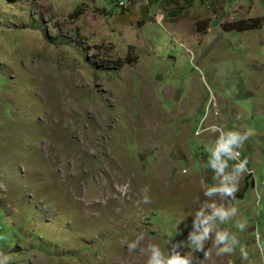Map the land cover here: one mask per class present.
Wrapping results in <instances>:
<instances>
[{"label":"rangeland","instance_id":"374dc122","mask_svg":"<svg viewBox=\"0 0 264 264\" xmlns=\"http://www.w3.org/2000/svg\"><path fill=\"white\" fill-rule=\"evenodd\" d=\"M213 125L251 130L232 202L246 228L218 225L248 260L210 234L192 264H264V0H0V251L143 264L147 243H186Z\"/></svg>","mask_w":264,"mask_h":264},{"label":"clouds","instance_id":"9594fccd","mask_svg":"<svg viewBox=\"0 0 264 264\" xmlns=\"http://www.w3.org/2000/svg\"><path fill=\"white\" fill-rule=\"evenodd\" d=\"M239 119V116H236ZM207 131L208 129H204ZM212 130L217 133L214 139L204 146L207 153L206 165L212 171V180L214 183L205 184L200 181V188L207 200H193L195 205L191 216V226L184 241L170 243L166 248H161L156 243H147L143 249L145 259L143 264H192L193 251L199 252L204 249L205 241L211 234V247L215 249L216 255L231 256L234 250L238 251L241 261L248 260V251L246 246L237 238L235 233L229 232L226 228L218 225L232 221V226L237 232H243L246 228V221L237 217V207L233 205L236 193L239 191V182L244 174L250 173L251 169L247 167L248 159L240 158V149L244 142L251 135L248 128L227 127L224 125L212 126ZM200 129L196 130V135L200 134ZM229 161H232L231 165ZM219 197V202L213 197ZM142 203H148L147 187L142 189ZM141 236L133 240L122 237L119 243L126 246L129 252L137 249ZM191 248V252L181 255L177 250L185 246ZM208 250H203V258H207ZM10 255L0 251V264H9ZM227 264H232L229 259Z\"/></svg>","mask_w":264,"mask_h":264},{"label":"trees","instance_id":"16d2710c","mask_svg":"<svg viewBox=\"0 0 264 264\" xmlns=\"http://www.w3.org/2000/svg\"><path fill=\"white\" fill-rule=\"evenodd\" d=\"M260 19H250L248 21H235L233 24L228 25V31L244 32L249 30L258 29L260 26Z\"/></svg>","mask_w":264,"mask_h":264},{"label":"built area","instance_id":"2783aa9c","mask_svg":"<svg viewBox=\"0 0 264 264\" xmlns=\"http://www.w3.org/2000/svg\"><path fill=\"white\" fill-rule=\"evenodd\" d=\"M121 4V3H120Z\"/></svg>","mask_w":264,"mask_h":264}]
</instances>
